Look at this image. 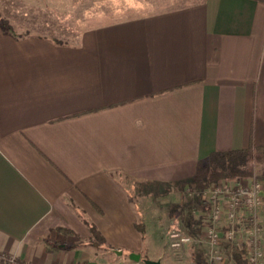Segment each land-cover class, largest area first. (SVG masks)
Instances as JSON below:
<instances>
[{
  "label": "crops",
  "instance_id": "crops-1",
  "mask_svg": "<svg viewBox=\"0 0 264 264\" xmlns=\"http://www.w3.org/2000/svg\"><path fill=\"white\" fill-rule=\"evenodd\" d=\"M168 3L74 42L0 24L1 253L138 264L125 253L187 202L170 183L264 146V0Z\"/></svg>",
  "mask_w": 264,
  "mask_h": 264
},
{
  "label": "rangeland",
  "instance_id": "rangeland-1",
  "mask_svg": "<svg viewBox=\"0 0 264 264\" xmlns=\"http://www.w3.org/2000/svg\"><path fill=\"white\" fill-rule=\"evenodd\" d=\"M161 1L169 2L165 6H173L178 2V0H0V19L5 20L14 32L19 34H36L61 42H74L77 36L89 27L121 16L154 10ZM242 169L246 172L251 171L252 174L233 179L221 178L211 182L208 174L203 175L195 170L190 175L183 174L181 181L170 183L167 190L171 189V194L176 191L177 196L181 199L186 198L187 202L179 207V218L169 222L173 215L165 214L160 217L159 222L152 223L149 231L154 236L147 240V247L140 255L138 264H146L145 259L160 260L167 264H214L220 259L221 264H237L228 246L238 249L248 264H264V162L252 161L242 166ZM240 180L258 181L262 185L263 199L256 210V224L251 221L248 225L253 232L249 230L248 234L242 233L234 243L213 245L208 241L205 232L212 225L214 208L226 202L225 194L216 193L214 190L217 185L224 189V184L233 186ZM219 209L223 211L224 218L223 208ZM171 233H178L179 237H186L188 240L174 247L172 243L175 238L170 236ZM246 245H249V249ZM129 255L130 253L124 255L128 263L131 262ZM115 257L113 254L112 258ZM3 262L11 264L8 260Z\"/></svg>",
  "mask_w": 264,
  "mask_h": 264
},
{
  "label": "built area",
  "instance_id": "built-area-1",
  "mask_svg": "<svg viewBox=\"0 0 264 264\" xmlns=\"http://www.w3.org/2000/svg\"><path fill=\"white\" fill-rule=\"evenodd\" d=\"M223 186H225L224 189L219 188L217 185L214 191L225 194L226 202L224 201L222 206L214 208L212 225L205 232L208 241L213 245L234 243L237 242L242 233L248 234L249 230L253 232V229H250L248 225L251 221L254 222V225L256 224V210L262 204L263 199L262 185L258 181L249 182L240 180L233 186H228L227 184ZM220 207L224 210V218L222 217L223 211L219 209ZM224 222L225 224L223 225ZM170 236L175 238V241L172 243L174 247H178L188 240L186 237H179L178 233H171ZM246 247L248 248L249 245H246ZM242 256L247 262L244 255ZM2 259H4L3 261H10L9 263L11 264H28L19 262L11 255L0 252V260ZM214 264H221L220 259L219 261L217 259Z\"/></svg>",
  "mask_w": 264,
  "mask_h": 264
},
{
  "label": "trees",
  "instance_id": "trees-1",
  "mask_svg": "<svg viewBox=\"0 0 264 264\" xmlns=\"http://www.w3.org/2000/svg\"><path fill=\"white\" fill-rule=\"evenodd\" d=\"M0 24L6 30L14 32L12 27L5 21L0 19ZM252 161L264 162V146H248L244 149H235L225 152H213L209 154L205 159L199 161L196 169L197 173L208 174L209 181H215L217 179L226 178L233 179L237 176L251 175V171H244L242 166H246ZM201 183V182H200ZM87 223V221L85 220ZM137 228L145 238L144 224L139 221L136 224ZM90 229L93 235V240L100 239L97 229L90 225ZM71 247H74L73 245ZM237 264H247L243 258V254L233 246H228ZM244 252V249H243ZM19 262H22L16 259Z\"/></svg>",
  "mask_w": 264,
  "mask_h": 264
},
{
  "label": "water",
  "instance_id": "water-1",
  "mask_svg": "<svg viewBox=\"0 0 264 264\" xmlns=\"http://www.w3.org/2000/svg\"><path fill=\"white\" fill-rule=\"evenodd\" d=\"M129 256L131 259L136 260V261H138L140 259V254H138V253H130ZM144 262L146 264H167V263L162 262L160 260H151V259H145Z\"/></svg>",
  "mask_w": 264,
  "mask_h": 264
}]
</instances>
